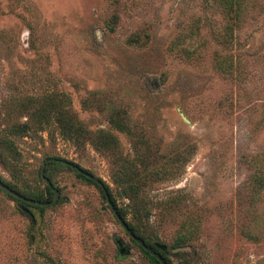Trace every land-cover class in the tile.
<instances>
[{"label": "rangeland", "instance_id": "374dc122", "mask_svg": "<svg viewBox=\"0 0 264 264\" xmlns=\"http://www.w3.org/2000/svg\"><path fill=\"white\" fill-rule=\"evenodd\" d=\"M194 21L199 33L173 47ZM221 29L213 0H0V120L15 93L64 91L85 134L79 150L46 132L18 139L21 160L0 158V177L45 197L40 169L56 154L108 184L172 264H264V0L249 1L233 44L214 39ZM226 53L229 75L215 64ZM119 166L146 211L122 196ZM45 174L59 198L42 211L0 191V264H156L95 185L55 164ZM186 229L190 245L172 249Z\"/></svg>", "mask_w": 264, "mask_h": 264}, {"label": "trees", "instance_id": "16d2710c", "mask_svg": "<svg viewBox=\"0 0 264 264\" xmlns=\"http://www.w3.org/2000/svg\"><path fill=\"white\" fill-rule=\"evenodd\" d=\"M213 1L215 5L218 6V8L220 9V13L222 16V29L215 36L214 39L222 46H229L234 42V39L236 37V30L241 25L244 11L249 6L250 0H213ZM111 30H113V27L111 28ZM199 30H200L199 24L197 23V21H194V23L189 28V32L187 36L185 34H179L173 39L172 41L173 47L175 48L179 47L180 45H182V43L185 42L187 37L192 38L193 35L199 33ZM139 36L140 35L138 34L134 35L130 39V42L138 41L137 39ZM181 50L185 53L186 56H190L189 51L187 49L182 47ZM215 64L217 65V69L219 70V72H221L224 75H229L235 66V60L233 58V55L226 53L224 55H218L216 57ZM7 100L8 101L3 104V108L5 110L4 117L2 118V120H0V125L3 126V128L0 129V158L5 168L10 170L12 166L16 167V165H18V163L21 160L22 154L17 142L18 139L34 138V137L41 138L40 134L42 132H46L47 137L50 140L55 141L56 139L59 138L67 143H70L75 150H79L82 147H84L85 134L83 132L80 122L71 113V110L68 107L70 98L66 92L59 91L55 93L54 91H49V92H45L41 96H36L35 94H22L21 92H19V93H15V95L9 96V99ZM45 157L64 158L56 154H45ZM75 163L78 164L77 162ZM52 164L69 169L73 171L76 174V176H78L79 178H82L85 181L95 185L96 188L100 191L105 201V196L101 186H99L93 180L88 179L84 175L76 172L75 170H72L71 168L61 163H57V162L47 163L45 167V173L48 171L50 165ZM255 174H256L257 183L259 184L260 188L262 187L264 188V174H261V176L257 173ZM112 177H113V181L121 188L120 190L122 196L126 197L130 205L134 207L133 211L137 213H140L142 210L146 211L145 210L146 208H144L145 206L139 204L140 181L137 179L138 177H136V173L132 170H129L128 167L119 166ZM97 178L103 182V184L105 185L111 196L113 203L118 208L121 216L132 228L135 234L140 236L148 245L154 246L155 243L148 242L142 235H140L137 227L134 226L127 219L126 217L127 209L118 206L116 199L112 195V192L108 184H106L101 178L99 177ZM48 179L53 185L50 177H48ZM0 180H2L11 188L15 189L16 191L20 192L21 194H23L28 198L45 201V202H49L53 198V192L45 182H44V188H45L44 194L46 196L42 197L40 194L38 195L34 192H26L25 190L21 189L16 183H11L10 181H6L2 177H0ZM3 193L7 195L10 199L15 201L16 203L20 204L22 206V212H24V214L27 213L24 209L27 208L28 206L35 207L41 211L47 208L39 205L26 203L18 198H14L8 195L5 192ZM193 237H194V231L190 229H186L184 233L178 235L177 238L174 239L171 245L172 249L189 246L190 245L189 243L191 242ZM253 237L254 236H251L252 239ZM132 242L136 244L134 241ZM136 246L138 245L136 244ZM139 248L144 253L148 254L155 261L156 264H160L159 261L156 260L153 256H151L147 251H145L141 247ZM156 250H158L161 253V255L165 258V260L169 264H172L171 261L168 259V257L165 255V251H162L157 248Z\"/></svg>", "mask_w": 264, "mask_h": 264}, {"label": "water", "instance_id": "95a60500", "mask_svg": "<svg viewBox=\"0 0 264 264\" xmlns=\"http://www.w3.org/2000/svg\"><path fill=\"white\" fill-rule=\"evenodd\" d=\"M180 114H181L183 120L188 122V119L186 118V116L183 113H180ZM50 162L61 163L65 166L71 168L72 170H75L76 172L84 175L88 179L93 180L99 186H101L103 193H104V196H105V202H106L107 206L109 207V210L114 215V217L116 218L117 222L120 224V226L122 227V229L124 230L126 235L132 241H134L139 247L143 248L151 256H153L156 260H158L160 264H169L165 260V258L161 255V253L158 250H156V248L160 249V250H165L166 246L164 244H159V243H155L154 246H150L140 236L135 234V232L132 230V228L128 225V223L125 221V219L121 216L118 208L113 203L111 196H110L107 188L103 184V182L100 179H98L94 174H92L91 172H89L85 168L79 166L75 162H72V161L65 159V158H59V157L45 158V160L41 166V169H40V177L51 188V190L53 192V198L49 202L28 198V197L24 196L23 194H21L20 192L16 191L15 189L11 188L9 185H7L2 180H0V190H2L3 192L7 193L8 195H10L14 198H18V199H20L26 203H29V204L39 205V206H43V207L53 206L59 198V191L57 190V188H55L51 184L50 180L48 179V177L45 174V167H46L47 163H50ZM24 210L26 212H28L27 208H25ZM117 244L119 247V255H127L129 253L128 249L123 246V242L121 240H118Z\"/></svg>", "mask_w": 264, "mask_h": 264}, {"label": "flooded vegetation", "instance_id": "af4514ba", "mask_svg": "<svg viewBox=\"0 0 264 264\" xmlns=\"http://www.w3.org/2000/svg\"><path fill=\"white\" fill-rule=\"evenodd\" d=\"M162 251H165V250H162Z\"/></svg>", "mask_w": 264, "mask_h": 264}]
</instances>
